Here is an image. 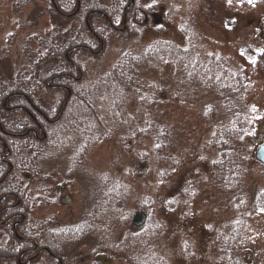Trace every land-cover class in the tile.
<instances>
[{
  "label": "rangeland",
  "instance_id": "1",
  "mask_svg": "<svg viewBox=\"0 0 264 264\" xmlns=\"http://www.w3.org/2000/svg\"><path fill=\"white\" fill-rule=\"evenodd\" d=\"M136 2L137 40L107 34L99 58H74L84 68L76 84L79 105L55 130L54 140L44 144L42 152L51 159H40L35 168L50 173L49 199L59 195L60 201L39 203L33 217L70 224L58 238L65 240V249L77 250L68 253L78 254L80 264L94 262L90 257L96 252L97 264H127L101 249L116 245L113 250L126 255L131 235L144 236L145 250L152 254L142 255L156 264H229L224 246L235 237L240 239L234 251L243 264H264V166L254 157L264 142V0ZM12 5L13 0H0V61L5 65L0 73L4 67L21 70L24 47L37 48L34 37L49 28L43 16L33 29L17 30L13 22L21 16ZM36 7L46 9L33 0L23 16ZM154 41L172 42L241 74L244 88L235 103L247 123L240 137L232 134L234 125L219 96L158 55L145 60L138 85L121 95L136 127L131 130L118 119L121 112L106 79L123 53L144 56ZM230 145L242 171L233 200L218 164L221 148ZM109 193L116 199L110 202ZM139 213L146 220L137 228L132 219Z\"/></svg>",
  "mask_w": 264,
  "mask_h": 264
},
{
  "label": "flooded vegetation",
  "instance_id": "2",
  "mask_svg": "<svg viewBox=\"0 0 264 264\" xmlns=\"http://www.w3.org/2000/svg\"><path fill=\"white\" fill-rule=\"evenodd\" d=\"M19 1L13 0L12 5V9L17 10V15L21 16L13 22L16 23L17 30L24 32L28 28L33 29L43 16L48 18L49 24V28L42 32L43 37H34L37 48L31 50L26 44L24 52L29 53L31 57L26 54L23 61L28 60V57L33 58L36 51L37 55L43 56L45 51L39 48V44L44 42L48 44L51 40L53 50L59 55H52L40 65L59 62L63 66L66 62L69 69H65L64 65L65 68H59L52 75L46 74L35 87L30 82L28 90L5 92L1 96L0 264H80L83 260H77L78 254L67 253L61 249L58 242H54L55 247L59 248L58 253L49 248L50 232L66 223H59L54 217L45 221L33 217L32 213L39 203L49 206L60 201L59 195L55 199H49L52 192L46 186V182L50 178V173L36 170V163L40 159H51L50 155L42 152L44 144H50L49 141L54 140L55 130L59 129L64 119L69 118L68 116L76 111L78 106L71 101L72 87L74 85L76 92L78 91L76 84L82 81L84 74L81 62L74 58L79 55L97 59L102 55L98 54V51L102 49L103 52L107 46V34L114 36L127 34L130 27H134L132 22L136 17L137 0H73V3H70V10L66 9V0H40L46 9L31 8L29 14L25 16L24 9L33 5V0L31 3L23 1L21 5ZM80 18H83L89 35L85 36L83 44L66 50L61 40L56 43L54 36L57 32L63 39L65 20L79 23ZM93 19H96L98 24L95 28L92 25ZM98 33L103 35H97ZM0 65L5 66L1 61ZM74 172L75 169L71 168L70 173L74 175ZM70 175L66 174L67 180L73 179ZM66 202H69V199ZM69 255L75 259L71 258L69 261ZM92 255L90 258H93L95 263L90 261L91 264H97L98 255Z\"/></svg>",
  "mask_w": 264,
  "mask_h": 264
},
{
  "label": "trees",
  "instance_id": "3",
  "mask_svg": "<svg viewBox=\"0 0 264 264\" xmlns=\"http://www.w3.org/2000/svg\"><path fill=\"white\" fill-rule=\"evenodd\" d=\"M23 1H25L24 3H31L32 0H20V5ZM66 2V9L70 10V3H73V0H66ZM53 15L54 14H51V16ZM90 23L89 26L91 25ZM91 27L92 26H90V28ZM139 34L140 33H138L134 27H130V31L127 32V34L123 35V37L127 41H133L138 39V37L140 36ZM88 35L89 34L87 31V27L86 25H84V20L83 18H80L79 23H75L70 20H65V34L63 35V39L61 38L62 36L57 34V32L54 37L56 39V43L61 40V43L64 45L63 47L68 50L72 47H76L78 45L83 44L86 40L85 36ZM97 35L102 36L103 34L98 33ZM46 43L47 42L39 44V48L45 51L43 56L37 55L38 51H36L33 55V58H29L31 57L30 54L25 51V54H28L29 57L28 60L24 61V65L21 70H14L9 67H4V71L0 73V101L2 98L1 96L5 94V92L10 93L15 91L28 90V85L30 82L33 83V86L35 87L37 86L38 82L41 83V81L43 80L42 78L46 74L52 75L53 72H55L59 68L66 67L65 69H69V65L65 61H63V63L65 62V67L64 65L61 66V63L59 64V62L55 64L50 63V65L46 66L40 65L41 62L45 61V59L47 60L52 55H59L58 52L53 50V47L51 46V40L48 44ZM155 55L161 56L165 60L172 62V64L175 65L177 69L187 74L190 79L199 83L208 91H213L214 93H216L219 96L222 104L225 106L224 108L226 110V114L230 118L232 125H234L232 134L235 138L240 137V134H242L247 123L245 115L243 113L244 110H242V108H239V105H236L235 103L237 99H241V93L243 92L244 88V83L242 81L243 79H241V74L233 73V71L231 72L230 70L228 71L225 66H221L222 64L220 62H214V64L207 63L206 61H204V58H199V56L192 55V51L183 49L177 46L176 44L168 41L152 42L148 46V48L145 49L144 56L123 53L118 64L115 65L113 72L109 73L110 75H108L105 84L107 83L108 86L110 85V89L113 93V103L117 107L118 111L121 112L119 113L118 119L128 124L131 130L136 127V123L133 118L126 113L125 106L123 102H121V95L123 89H128L129 85H138L137 82L139 81L140 77L139 69L144 66L145 60L149 61ZM82 70L84 74L83 67ZM232 86L234 89L232 88ZM73 87L71 101L77 103L80 98H78V92H76L75 88ZM82 104L85 105L83 101ZM219 156V167L225 173L224 187L227 190V194H229L230 198H232L233 200V198L239 196V189L242 185V171L234 146H224L223 148H221ZM107 195L110 202L116 199V197L113 198L114 196L112 195V193H109ZM254 201H257L259 203L258 200ZM92 215L93 213L90 212V215L87 216V222H90V219H92ZM67 225L70 224H64V226L61 225L59 229L56 228L54 232H50L51 234L49 235L50 238L48 244L49 248H51L54 253H58L57 251H59V248L55 247L54 242H58L59 244H61V249H63L67 253L70 251H77L72 250L73 248L71 250L65 249V240H61L60 238H58V236L63 234L64 228L66 231L70 230ZM235 236L237 235L233 234V237ZM35 237L39 238V236ZM75 238H73L74 243ZM234 239L235 240L230 241L229 245L227 243L224 246L228 253V262L229 264H243V259H239L236 250L234 251L236 242L240 238L235 237ZM81 247L83 246L79 245L78 250H80ZM113 249H117V246L113 245L112 248L101 249V252L106 253L107 251L110 256L119 258L127 264H156V261H154V263L152 262V260H150L151 257L149 255L146 257L143 256L144 254H152L151 252L148 253V251L146 252L145 250L146 248L144 246V236L142 238H140V236H130V241L127 244L126 255L122 254L119 250L116 251ZM128 249H131V251H129ZM96 253L99 254L100 252ZM235 260H239V262Z\"/></svg>",
  "mask_w": 264,
  "mask_h": 264
},
{
  "label": "water",
  "instance_id": "4",
  "mask_svg": "<svg viewBox=\"0 0 264 264\" xmlns=\"http://www.w3.org/2000/svg\"><path fill=\"white\" fill-rule=\"evenodd\" d=\"M254 157L259 164L264 166V142L257 148ZM145 220V215L136 214L132 219V225L138 228L145 223Z\"/></svg>",
  "mask_w": 264,
  "mask_h": 264
}]
</instances>
